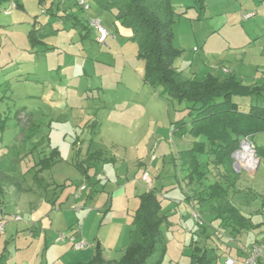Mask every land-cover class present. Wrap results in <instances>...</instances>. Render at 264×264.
I'll list each match as a JSON object with an SVG mask.
<instances>
[{
	"label": "rangeland",
	"instance_id": "rangeland-1",
	"mask_svg": "<svg viewBox=\"0 0 264 264\" xmlns=\"http://www.w3.org/2000/svg\"><path fill=\"white\" fill-rule=\"evenodd\" d=\"M79 1L19 0L21 7L10 15L5 14L10 3L0 5V125L4 127L0 129V220L6 221L5 231L0 232V254L5 251V264H73L82 260L87 250L76 252L69 246V253L81 259L61 260L63 253L57 248L69 244L54 242L78 227H83V237L93 250L98 244L108 249L113 246L114 251L107 249L105 256L120 261L124 253L118 251L115 235L120 217L112 220L106 208L112 207V192H119L128 182L139 194L147 188L141 181L143 171L136 165L138 158L147 165L166 219L165 264H190L191 246L196 241L200 246L224 245L230 238L226 227L191 199L188 202L193 210L207 222L202 228L194 221L193 210L180 205L187 197L195 200L199 191L217 181L234 182L230 200L251 218L253 226L239 237L242 257L234 254L237 264H245L243 250L254 244L262 245L264 258V157L254 153L259 160L255 168L234 159L239 175L229 177L222 168L207 166L209 156L200 154L206 178L190 187L175 163L193 140L172 134L176 121L189 122L187 105L162 95L161 87L144 82L145 63L139 60L138 46L130 40L131 33L116 11L102 10L87 0L90 9L85 12ZM171 4L176 13L174 46L181 52L175 68L182 77L204 81L213 74L225 78L230 73L219 70L224 67L245 85L264 86V0H205L204 11L197 0H171ZM51 8L58 16L70 15L83 24L100 20L108 32L105 43L99 41L97 30L91 28L86 35L75 20L64 22L51 15ZM249 13L253 17L244 20ZM46 23L57 32L33 48L29 31ZM235 99L242 110L252 103ZM78 139L84 140V147L80 144L83 153L90 146L91 152L103 150L122 159L117 166L95 163L91 175L103 178L98 186L96 179L86 182L89 193H94L86 205L73 196L84 180L70 165ZM253 140L264 146V134ZM51 147L63 160L53 170L54 180L66 187L60 190L54 209L49 202L52 195H42V186L53 172L43 173L39 183L34 179L36 163L50 155ZM250 149L255 150L251 144ZM120 173L126 179L118 180L116 174ZM112 177L109 183L107 179ZM124 190V195L131 192L130 188ZM16 216L21 221H15ZM256 240L262 243L251 245Z\"/></svg>",
	"mask_w": 264,
	"mask_h": 264
},
{
	"label": "trees",
	"instance_id": "trees-1",
	"mask_svg": "<svg viewBox=\"0 0 264 264\" xmlns=\"http://www.w3.org/2000/svg\"><path fill=\"white\" fill-rule=\"evenodd\" d=\"M92 1L102 10L116 11L118 20L131 33L130 40L138 46L139 60L145 63L144 82L154 88L161 87L162 95L187 105L189 122L182 119L173 125L175 135L189 136L193 140L189 149L178 154L175 163V166H180L189 186L201 183L206 178L204 164L198 158L200 154L209 156L207 166L212 164L218 169L222 168L229 177L230 174L239 175L234 167V154L244 141H249L254 146L257 157H264V146H257L253 140L256 135L264 134V86L245 85L235 74L226 78L209 75L204 81L182 77L175 68L181 52L174 46L173 26L176 13L171 0ZM197 1L200 10L204 11L205 0ZM6 2H14L17 8L21 7L19 0H0V5ZM49 11L64 22L75 20V24L80 25L86 35L90 33L88 21L83 24L76 17H60L52 8ZM51 27V23L39 28L33 26L28 34L30 45L33 48L43 45L45 39L57 32V29ZM235 98H248L252 103L248 110L244 111ZM3 128L0 125V129ZM59 155V151L53 149L49 157L41 159L37 164L38 173L51 168ZM80 155L79 149L76 151V161L80 166L102 158L101 153L89 154L88 158L81 162L78 159ZM231 187H234V182L228 185L219 181L209 184L197 193L194 201L209 213L212 220L220 221L231 234L230 237L235 240L253 226L251 219L242 214L230 200ZM158 196L155 189L140 196V206L133 218L134 230L120 261L107 260L102 249L98 247L90 261L76 264H165L166 219L161 214L162 204ZM219 259L217 248L200 246L197 242L192 244L190 264H217ZM6 261L4 252L0 256V264H5Z\"/></svg>",
	"mask_w": 264,
	"mask_h": 264
},
{
	"label": "crops",
	"instance_id": "crops-1",
	"mask_svg": "<svg viewBox=\"0 0 264 264\" xmlns=\"http://www.w3.org/2000/svg\"><path fill=\"white\" fill-rule=\"evenodd\" d=\"M221 69H219V70L222 71L223 74H229V73L230 74H233V72H230V70H227L226 71V69L224 67H223L222 70ZM225 78H226V76H225ZM241 99H248V98H241ZM239 105H240V103H239ZM244 111H246V110H244ZM172 126H173V133L172 134L175 135L174 134V125H172ZM96 127L97 128L94 131L97 132V130L99 129L98 124H97ZM94 131L92 133H95ZM185 137H189V136H184V138ZM83 141H79V139H78V141L75 142V143H77V145L75 146V144H74V148H73V151L74 152H73V156H72L71 161H70V165L78 172V174L80 175V177L83 176V179H84L83 182H82V184L80 186H78L77 189H76V191L73 193V196H74V198L76 200H78V199L79 200L80 199L83 200V202H84L83 204L86 205V202H88L89 200H92L94 198V193L93 192H90L89 193V187H88L89 185L86 182H91L93 179H96L97 180V185L96 186H98L99 185L98 182L100 183V180L103 178V176L101 174H98L95 177L91 175V173H92V170L91 169L93 168V166L95 165V163H97V162L100 163V164L101 163H103V164H106L107 163V164H111V165L115 164L114 166H117V164H118L117 162L118 161H122V159H118L117 156L110 155L108 152L107 153L106 152L104 153L103 150L91 152L90 151V146L87 148V151L85 150V153H83V151H82L83 148H81V147H84L82 145V142ZM80 144L82 145L81 147H80ZM51 148H52L51 149V153H52L53 149H55V148H53V147H51ZM79 149L81 150V155H80V157L78 159L81 162H84L88 158V155L89 154H98V153H101L102 154V158H100L99 160L94 161V162H88V163L85 162L81 166L80 165H77V161H76V151L79 150ZM51 153H50V155H51ZM50 155L45 156V157H49ZM45 157H41L38 160V162L36 163V165H35L36 173L34 175V179H35V181L37 183H39L42 180L41 179L42 177H40V176H42L43 173H46L48 171L53 172L52 173V176L51 177L49 176L50 177V180L49 181L48 180H45L46 184H44L42 186L43 189H44L42 195H47L48 192L52 195V197L49 200V202H50V204H52V209H54L57 206V203H58L57 202V199L59 198V194H60L59 192H60V190H63L66 187L63 186L65 184H57L55 182L54 179L56 177V174L54 173L53 170H55V168L58 165H60L63 162V160H62L61 155H59V157L56 159V163L51 168H49L48 170H45L43 172L38 173L39 168L37 167V164L40 162L41 159H43ZM153 159H154V162L153 163H155L157 161V159L154 158V157H153ZM143 160H144L143 158H138L137 159L138 162H136V165H137V167H139L143 171V175H144V173H148V172H147V165L144 163ZM143 175H142V177H143ZM116 177L118 178V180L119 179L120 180L126 179V176H125L124 173H120V176H119V174H116ZM11 178L13 179V177H11ZM111 180H114V178L112 177V179L111 178H108L107 179V181L109 183H111ZM144 184H145V186L147 188L141 194H139V192L137 191V189L131 188L132 183H130V182H128V184H125L126 186H122L121 187V190L119 192H117V193L115 192L116 191V189H115V191L112 192V207L106 208V212L112 213V220L117 219L118 217H120V219H117L116 220L117 223L119 224V227H118L119 229L116 231L115 235H116V240L118 242V245H120V246H118L119 247V250L118 251H122L123 253H124L125 249L127 248V246L130 243V234L134 230L133 218H134V215H135L136 211L138 210V208L140 206V196L143 195V194H145V193H147V192H149L151 189H155L158 192V190L154 187V185L151 188H149L148 185L145 182H144ZM60 186H61V189L60 188H57V187H60ZM82 186H86V190H84L83 192L80 193L79 192L80 191V187H82ZM116 186L118 187V185H116ZM191 186H193V185H190V187ZM190 187H189V189H190ZM113 188H115V184L112 183V190H114ZM128 188H130V191L131 192L129 193V195L127 193L124 195L123 194V190L125 189L124 191L126 192V191H128ZM65 190L66 189H64V191ZM76 195H79V197H76ZM129 196H133V198H130ZM188 196H190V194ZM189 199H191V201ZM188 201L193 202L194 205H195L194 199H192V197H187V200L181 202L180 205L187 206L189 208L188 209L189 212H191L193 210V206L191 205V203L189 204ZM83 204L81 203V205H83ZM79 209L80 208H77V210H79ZM118 212H120V215H116ZM171 213L175 214V211L172 210ZM181 216L183 217L182 214H181ZM248 218L251 219L250 217H248ZM197 226L199 228H202L198 224H197ZM72 231H74L73 233H75V236H76V239L77 240H82V239L85 240L84 237H83V235H84V233H83V227H80V229H73ZM243 233H245V232H243ZM241 235H239V236L236 237L238 239L237 240L238 242L236 241V238H235V240L234 239L232 240L231 237L229 239L227 237V239L226 240L224 239L225 241H223V242H225L224 245L223 244H220V245L219 244H217V245H208V246L215 247V248L218 249V252H219V255H220V259L218 260L217 264H220V263L226 264V261L228 259H230V258L234 259L235 262H236L235 264H237V259L234 258V254H236L238 257H242L241 256V252L239 251V248H238L239 247V242H240V238L239 237ZM86 242L88 243V247L86 249H84V250H76V249H74L73 248V244L70 243V242H67L69 245H63L61 247L59 246L57 248V250L63 253V256H62L61 260L64 257H68L71 260L72 259H75V258L76 259H81V256H75L73 253H69L68 247H67V246H69L71 248V250L76 251V252L87 250L86 253H83L82 254L84 256V258L86 257V259L84 260V258H83L82 260H79L77 262H74L73 264H76L78 262H87V261H90L94 257V255L96 253V249L98 247H100L102 249L103 256L107 260L117 261L113 257L110 259V258H108V257L105 256V253H106L108 247H105V246H103L101 244H98V246L96 247V249L93 250L94 249L93 245H91L88 241H86ZM233 242L235 243V245L233 244ZM254 243H262V241L261 240H256L255 242H251V245L254 244ZM60 244H64V243H60ZM203 246H205V245H203ZM113 249H114V247L112 246V248H109L108 251H111V250L114 251ZM249 249L243 250V253H244V262H245V258H246V252ZM4 252L5 251H3L2 253H4ZM2 253L0 254V256L2 255ZM260 263H262V264L264 263V258L262 260H260Z\"/></svg>",
	"mask_w": 264,
	"mask_h": 264
},
{
	"label": "built area",
	"instance_id": "built-area-1",
	"mask_svg": "<svg viewBox=\"0 0 264 264\" xmlns=\"http://www.w3.org/2000/svg\"><path fill=\"white\" fill-rule=\"evenodd\" d=\"M78 5L80 6V8L83 9V11H89L90 9V5L88 4L87 0H80L78 2ZM17 8L16 4L14 2L10 3V7L9 9H7L5 11L6 15H10L11 11L13 9ZM251 17H253L252 13L246 14L244 15V20H249ZM89 25L91 28L97 30V32L99 33V41L102 43H105L106 38L108 37V32L107 30L102 26L101 21L97 20V19H92L89 21ZM243 143H247L250 147V142L249 141H244ZM242 143V144H243ZM242 144L240 149L234 154V159H239V154L241 152V148H242ZM252 145V144H251ZM255 149V148H254ZM252 151V150H251ZM253 153H256L255 150L252 151ZM255 156V155H254ZM256 161L254 163H252V165H248V166H252V167H256L258 165L259 160L256 158ZM240 161V159H239ZM241 162V161H240ZM242 163V162H241ZM243 164V163H242ZM142 181L145 182L149 188H151L153 186L152 183V179L150 177V175L148 173H144L143 177H142ZM84 190H86V186H82L80 187V193L83 192ZM76 197H79V195H76ZM192 217L194 219V221L200 226L203 227L205 225V221L203 216L200 214V212L197 209H194L192 211ZM15 221H21V218L19 216L15 217ZM6 228V221L5 219L0 220V232H4ZM75 229H80V227L75 228ZM74 231H72V233L67 234V235H60L55 239V242L60 244V243H64V242H70L73 244V248L76 250H84L88 247V243L85 240H77L75 233H73ZM33 236V234H31ZM263 247L262 245L259 244H254L250 247V249L246 252V258H245V264H259L260 260L263 259ZM235 260L230 258L226 261V264H235Z\"/></svg>",
	"mask_w": 264,
	"mask_h": 264
},
{
	"label": "bare ground",
	"instance_id": "bare-ground-1",
	"mask_svg": "<svg viewBox=\"0 0 264 264\" xmlns=\"http://www.w3.org/2000/svg\"><path fill=\"white\" fill-rule=\"evenodd\" d=\"M239 159L244 165H252L256 161L254 153L251 151L247 143L242 144L241 152L239 154Z\"/></svg>",
	"mask_w": 264,
	"mask_h": 264
},
{
	"label": "water",
	"instance_id": "water-1",
	"mask_svg": "<svg viewBox=\"0 0 264 264\" xmlns=\"http://www.w3.org/2000/svg\"><path fill=\"white\" fill-rule=\"evenodd\" d=\"M259 163V162H258Z\"/></svg>",
	"mask_w": 264,
	"mask_h": 264
}]
</instances>
